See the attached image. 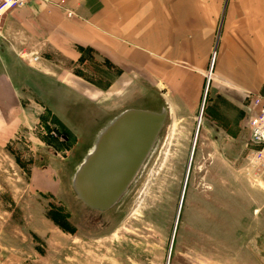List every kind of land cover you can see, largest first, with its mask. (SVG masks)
I'll use <instances>...</instances> for the list:
<instances>
[{
    "label": "rangeland",
    "instance_id": "374dc122",
    "mask_svg": "<svg viewBox=\"0 0 264 264\" xmlns=\"http://www.w3.org/2000/svg\"><path fill=\"white\" fill-rule=\"evenodd\" d=\"M147 1L152 25L161 9L179 26L147 72L83 48L74 65L47 48L49 68L87 88L38 74L23 90L32 98L12 119L1 114L0 264H264V167L251 162L261 148L246 128V108L264 98V0ZM166 100V128L124 199L101 217L88 210L72 183L100 121Z\"/></svg>",
    "mask_w": 264,
    "mask_h": 264
},
{
    "label": "crops",
    "instance_id": "0c3cea01",
    "mask_svg": "<svg viewBox=\"0 0 264 264\" xmlns=\"http://www.w3.org/2000/svg\"><path fill=\"white\" fill-rule=\"evenodd\" d=\"M59 3L69 10H76L84 21L69 20L63 13L64 6ZM140 3L141 6L137 7L139 0H54L50 4L34 0L23 8L7 13L0 22V105L7 104L0 116L2 114L3 118L12 119L22 107V101L32 98L34 93L23 90L38 84V74L45 78H49V74L65 77L64 85L75 91L87 88L88 84L79 83L77 76L71 74L69 69L65 71H68L66 75L50 69L47 48L63 55L74 65H80L82 54L79 48H83L86 52L99 54L106 64L120 67L127 74L134 72L135 67L137 71L147 72L151 62L149 53L165 55L166 44L178 42L176 37L171 36V31L175 32L179 26L176 16H173L174 24L170 25L169 15L161 9H155L159 15L157 24L152 25L149 2L143 0ZM135 22L138 33L134 31ZM152 38H156V42ZM39 53L41 62L34 67L27 66L20 58L22 54L29 56ZM237 71L238 80L241 81L245 74ZM237 83L239 87L243 86ZM239 87H236L237 90L243 91ZM179 103L193 110L197 100L188 101L187 96L182 94ZM255 113L256 109L251 103L246 108L249 133L248 123Z\"/></svg>",
    "mask_w": 264,
    "mask_h": 264
},
{
    "label": "water",
    "instance_id": "95a60500",
    "mask_svg": "<svg viewBox=\"0 0 264 264\" xmlns=\"http://www.w3.org/2000/svg\"><path fill=\"white\" fill-rule=\"evenodd\" d=\"M170 116L166 100L162 107L135 106L100 121L72 183L88 210L101 217L120 204L150 160Z\"/></svg>",
    "mask_w": 264,
    "mask_h": 264
},
{
    "label": "built area",
    "instance_id": "2783aa9c",
    "mask_svg": "<svg viewBox=\"0 0 264 264\" xmlns=\"http://www.w3.org/2000/svg\"><path fill=\"white\" fill-rule=\"evenodd\" d=\"M34 0H0V22L2 18L9 12L23 8ZM44 3H53L54 0H36ZM72 13H69V17ZM35 57L33 61H37ZM256 109L255 115L249 120L248 126L250 130L251 141L261 149L256 150L252 154L251 162L264 167V98L256 97L253 102Z\"/></svg>",
    "mask_w": 264,
    "mask_h": 264
},
{
    "label": "bare ground",
    "instance_id": "6f19581e",
    "mask_svg": "<svg viewBox=\"0 0 264 264\" xmlns=\"http://www.w3.org/2000/svg\"><path fill=\"white\" fill-rule=\"evenodd\" d=\"M218 255H219L220 258H221V257L223 258V256L221 255V251H220V253H218Z\"/></svg>",
    "mask_w": 264,
    "mask_h": 264
}]
</instances>
